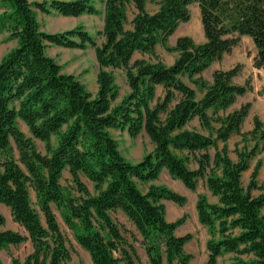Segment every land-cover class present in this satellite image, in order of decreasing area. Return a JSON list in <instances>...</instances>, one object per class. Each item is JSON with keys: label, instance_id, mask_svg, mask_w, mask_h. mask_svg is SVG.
Segmentation results:
<instances>
[{"label": "trees", "instance_id": "1", "mask_svg": "<svg viewBox=\"0 0 264 264\" xmlns=\"http://www.w3.org/2000/svg\"><path fill=\"white\" fill-rule=\"evenodd\" d=\"M147 2L155 3L157 12H147ZM191 4L198 6L204 41L196 44L182 36L170 47L169 38L190 20ZM131 7L135 14L128 30ZM36 11L65 17L100 14L93 0H0V35L8 33L16 42L0 60V205L27 233L4 229L0 214V250L27 241L32 248L23 260L10 254L11 264H68L70 252L52 206L92 264H136L135 248L112 217L116 211L141 237L148 264H189L192 256L184 246L191 236L175 233L186 217L167 221L163 204L182 207L186 198L155 184L163 171L191 192L203 181L216 198L213 203L205 194L196 197L197 220L208 235L204 264H217L223 256L228 264H264L259 161L248 184L242 183L251 161L264 151V122L255 117L253 128L242 133L251 104L229 111L251 90L249 81H232L240 66L214 71L210 82L202 77L243 36L257 50L254 67L264 69V0H104L100 44L81 26L42 31ZM51 46L94 50L96 94L62 72L46 54ZM158 46L176 53L172 65L158 59ZM136 52L154 61H132ZM116 70L123 71L129 91L115 104ZM195 119L198 127L191 126ZM111 130L131 138L144 133L153 150L132 163L122 156ZM234 135L240 137L235 160L227 146ZM35 141L43 144L44 153ZM65 172L71 185L61 182ZM254 191L261 193L254 196Z\"/></svg>", "mask_w": 264, "mask_h": 264}, {"label": "rangeland", "instance_id": "2", "mask_svg": "<svg viewBox=\"0 0 264 264\" xmlns=\"http://www.w3.org/2000/svg\"><path fill=\"white\" fill-rule=\"evenodd\" d=\"M189 11H190V20L186 23H181L179 25L175 35L172 36L169 40L168 44L170 47L174 46L178 34L182 36L190 37L196 44L202 43L204 41V34L200 22V16H199V10L197 4H191L189 6ZM36 13L38 15V18H41V15L38 12ZM94 23L96 25L98 24V21L95 19ZM69 26H71V24ZM96 40L98 44L101 43V40L99 38H97ZM251 44L252 41L249 38L241 37L238 45L235 47L233 54L229 53L224 55L221 61L216 62L215 65H213V67H211L209 70L207 69V71L204 73L205 80L210 82V73L214 68L223 67V69H226L223 71H227L236 66H240V71H241V69L245 66V63H243L245 62L244 59L250 57L249 54L251 53L250 52L252 46ZM15 46H16V42L8 38V33L5 32L2 33L0 35V60L7 52H9ZM56 47L55 46L48 47L46 49V54L51 58H53L62 67L63 73L74 75L86 87L88 91L89 90L93 91V89L96 88L97 85L96 74L98 72V65L95 59L94 50L90 47L87 48L86 50L68 49L61 47L56 48ZM156 54L158 59L168 66L172 65L176 58V53H168L160 46L157 48ZM140 56L141 57H139V55H136L135 58H142L147 61H154L148 55L140 54ZM114 76H115V83L118 87V92H119L118 99L115 102L116 104L128 93L129 89L122 70H116L114 72ZM247 81L250 82V86H251L250 76L246 79V82ZM263 90L259 91V95H264V93L260 94V92H262ZM159 95H162V91L159 92ZM200 95L201 94L198 93V97H200ZM238 102L234 108L239 107L237 106L239 104ZM242 105L244 104L242 103ZM191 126L198 127V125L197 124L195 125L194 123L191 124ZM19 127L26 136L28 137L30 136L24 124L19 123ZM110 133L114 137V139L118 142L119 150L122 156L126 160L132 163L139 162L145 154L150 153L153 150V144L144 133L140 134L136 138H131L126 132H121L119 130H111ZM238 137L232 138L230 142L227 144L229 156L233 160H235L236 158L234 149L236 145L240 142V137L239 138ZM35 144L38 151L44 153L43 144L39 141H35ZM221 146L222 145H219V147ZM241 146L242 145L240 144L239 147ZM213 153L214 150H211V154ZM258 161L260 162V167L258 169L257 182L259 185L264 186V177H262L264 176V173L261 172L260 174L262 166L264 165V151L258 154L251 161L249 171L243 174L242 183L244 186L248 184L251 172ZM61 182L64 186L71 185L70 176L67 172L64 173ZM83 182L88 186L90 190L92 189V184L90 182H88L84 178H83ZM155 184L166 186L167 188L171 189L172 191L186 198V203L182 207L175 205L170 201L163 202L166 208V219L169 222H174L184 216L186 217L184 223L177 228L175 233L177 236H184V235L191 236V239L184 246V252L192 256L191 260L189 261V264H204L207 259L206 242L208 240V235L206 228L201 226L197 220L196 210H195L196 197L198 194H205L208 197V200L213 203L216 202V198L206 193V188L203 181H199L196 192H191L186 188H184V186L180 181L171 178L166 171H163L161 173L159 179L155 182ZM260 193L261 191H254L253 195L256 196L259 195ZM31 196H32L31 200L33 207L38 209L35 204L34 194L32 193ZM52 210L56 216V220L59 224L60 230L65 238L67 248L70 252V260L68 264H92L89 255L81 247H79V245L73 239L71 232L63 223L57 208L55 206H52ZM0 214H2L5 217L6 227L10 229L16 228L15 222L13 221L10 211L7 208L0 206ZM112 217L117 222V224L122 228L124 237L135 248L137 253L136 264H148L147 257L140 244L141 237L136 232L134 227L127 221L126 217L120 211H116L112 213ZM42 222H44L43 217H42ZM31 251H32L31 245L28 243H24L18 246H10L8 250H0V261L2 262V264H11L10 254L15 258L23 260L25 256L31 253ZM228 263H229L228 256H223L222 258H219L217 262V264H228Z\"/></svg>", "mask_w": 264, "mask_h": 264}, {"label": "crops", "instance_id": "3", "mask_svg": "<svg viewBox=\"0 0 264 264\" xmlns=\"http://www.w3.org/2000/svg\"><path fill=\"white\" fill-rule=\"evenodd\" d=\"M31 1H32V3L42 2L41 0H31ZM64 1H74V0H64ZM93 2H94V5L96 6V8L100 12V14L97 15V16H93V15H82V16H79V17H65V16L60 15L58 13H51L50 15H45V14L40 13L39 11H36V12H38L41 15V18H38V15L36 13V17L38 19V22H39V25H40V29L42 31L46 32V33H58V32H63V31H66V30H71V29H74L76 27L81 26L93 38H95V39L99 38L100 40H102V38L98 37L97 33L99 31H101L102 28H103L104 0H96V1L93 0ZM145 8H146L147 12H149L151 14L157 12V10H158V6L155 3H151V2H147ZM134 14H135V10H134L133 7H131L129 9V11H128V14H127V20H128V22L125 25V28L128 29V30L131 29V21H132V19L134 17ZM95 19L98 21V24H96V25L94 23V20ZM70 24H71V26H69ZM175 33H174V35H175ZM174 35H172V36H174ZM177 36H178L177 38L182 37V35H179V34ZM243 37H246V36H243ZM170 38H169V40H170ZM247 38H249V37H247ZM251 45H252L251 46V50H250L251 53L249 54L250 57L244 59L245 62H243V63H245V66L241 69V71L238 73V75L236 77H234L233 80H232L233 83L236 84V85H245L246 79L249 76L251 77V87H252V90L251 91H248L245 95H243L241 97H238L236 99V102L230 107V111H234V110L239 109L242 106V103L243 104H245V103H250L251 104L249 113H248L246 119L244 120V122H243V124L241 126V132L242 133L243 132H248V131H250L253 128V119L255 117L259 118L261 121L264 122V95H259V91H261V90L264 89V70L263 69H256L254 67V58L256 57L257 50H256V48H255V46H254L253 43ZM56 48H59V47H56ZM234 50H235V47L229 53L230 54H233L234 53ZM229 53H227V54H229ZM136 55H139V57H141L140 56V53L136 52L133 55L132 61H135V60H138V59H142V58H135ZM215 63H213L211 65V67H213V65H215ZM217 70H226V69H223V67H218V68L212 69V71L210 73V81H211L212 73L214 71H217ZM204 73L202 74V77L203 78H204ZM161 91L162 90L159 87L157 89L158 96H160L159 95V92H161ZM89 92H91L92 94H96V92H97V85H96V88L93 89V91L89 90ZM237 102L239 103L237 105L239 107L234 108L235 105L237 104ZM193 123L195 125L196 124L198 125V120L195 119L192 122V124ZM237 137H238L237 135L232 136L229 139L228 143L230 142V140L232 138H237ZM219 145H221V144H219ZM248 171H246V172H248ZM261 172L264 173V165L262 166V169L260 171V174H261ZM262 177H264V176H262ZM32 193L33 192L31 190L30 191V197H32L31 196ZM206 193L210 194L207 190H206ZM0 206H2V205H0ZM15 226H16V228L10 229V228L6 227V223H5L4 229H10L12 231L19 232L20 234H22L24 236H27V233H26V231L24 230L23 227H21L17 223H15ZM25 243L30 244L29 241H27Z\"/></svg>", "mask_w": 264, "mask_h": 264}, {"label": "water", "instance_id": "4", "mask_svg": "<svg viewBox=\"0 0 264 264\" xmlns=\"http://www.w3.org/2000/svg\"><path fill=\"white\" fill-rule=\"evenodd\" d=\"M264 70V69H263Z\"/></svg>", "mask_w": 264, "mask_h": 264}]
</instances>
